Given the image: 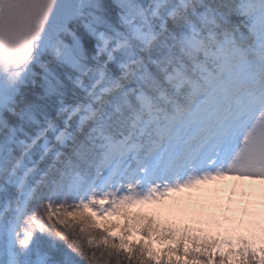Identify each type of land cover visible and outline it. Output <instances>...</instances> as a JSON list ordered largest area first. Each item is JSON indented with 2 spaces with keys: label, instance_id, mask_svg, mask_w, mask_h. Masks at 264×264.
I'll list each match as a JSON object with an SVG mask.
<instances>
[{
  "label": "snow or ice",
  "instance_id": "1",
  "mask_svg": "<svg viewBox=\"0 0 264 264\" xmlns=\"http://www.w3.org/2000/svg\"><path fill=\"white\" fill-rule=\"evenodd\" d=\"M0 264H264V0H0Z\"/></svg>",
  "mask_w": 264,
  "mask_h": 264
},
{
  "label": "rangeland",
  "instance_id": "2",
  "mask_svg": "<svg viewBox=\"0 0 264 264\" xmlns=\"http://www.w3.org/2000/svg\"><path fill=\"white\" fill-rule=\"evenodd\" d=\"M147 207V206H146Z\"/></svg>",
  "mask_w": 264,
  "mask_h": 264
}]
</instances>
